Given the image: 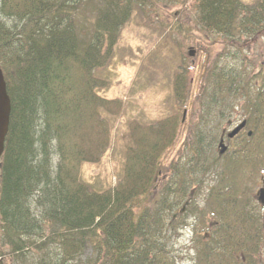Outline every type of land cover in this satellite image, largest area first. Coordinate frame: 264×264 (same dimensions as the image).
I'll return each mask as SVG.
<instances>
[{"label":"trees","instance_id":"16d2710c","mask_svg":"<svg viewBox=\"0 0 264 264\" xmlns=\"http://www.w3.org/2000/svg\"><path fill=\"white\" fill-rule=\"evenodd\" d=\"M157 1L0 0V67L11 105L0 155L2 264L25 258L28 250L38 253L29 264H176L165 233L185 224L173 213L209 174L214 181L207 208L221 228L230 229L239 217L236 224L244 229L230 232L241 234L235 238L243 241L240 251L256 261L264 245L261 213L223 211L227 192H245L251 202L243 175L251 180L264 173V51L253 65L217 61L202 70L199 115L186 132L178 126L187 68L178 64L171 76L177 108L130 124L115 182L96 188L81 178L84 165L107 155L122 112L119 99L103 95L107 81L96 70L122 41L136 6ZM193 2L202 26L220 36L237 38L264 24V0ZM82 5L87 9L80 22ZM133 37L141 41L139 34ZM235 109L245 129L235 137L234 155L219 156L216 142ZM87 248L96 252L94 259H81ZM198 254L200 264H222L217 259L225 256L208 243Z\"/></svg>","mask_w":264,"mask_h":264},{"label":"rangeland","instance_id":"374dc122","mask_svg":"<svg viewBox=\"0 0 264 264\" xmlns=\"http://www.w3.org/2000/svg\"><path fill=\"white\" fill-rule=\"evenodd\" d=\"M86 9V5L79 7L77 17L80 22L81 13H85ZM135 33L139 34L141 41L134 39ZM121 37L122 41L115 46L108 63L96 70V74L107 81V86L102 88L103 95L119 99L122 104V112L112 130L107 155L98 164L84 165L81 168V178L96 188H102L108 182H115L129 141V126L133 121L146 124L154 121L161 113L177 108L172 94L171 76L178 64L182 62L187 68V96L185 106L180 110L183 118L178 126V131L186 132L192 128L199 115L197 92L202 70L217 61L226 65L239 61L244 65L249 63L253 65L261 60L264 51V24L257 32L244 33L237 38L220 36L202 26L193 0L176 2L159 0L156 6L150 4L136 6V14L126 25ZM225 40H230V44L225 43ZM190 49L193 50V55L188 54ZM229 120L231 124L238 123L240 116L235 112ZM223 127L230 130L232 126L226 121ZM235 146L234 140V144L224 154L231 158L234 155L231 151ZM170 157L174 158L173 162L177 161L174 153ZM53 160L55 162L56 157H53ZM166 175L168 172L162 176L164 184L168 179ZM263 178L264 173L253 178L255 181L246 180L243 175L242 182L247 184L249 197L262 186ZM213 181L214 176L209 174L200 184L201 188H191L192 195L193 192L197 193L193 195L192 200H195V206L200 209L205 208L208 203L207 193ZM259 213L263 222L264 211L261 208ZM188 215L183 228L179 227L171 233H165L168 240L167 248L176 264H194L197 257L195 238L193 240L192 234V226H195L192 209ZM5 249H8V246H5ZM37 256L38 253L28 250L25 258L22 255L17 259L11 257L6 259L8 264H29ZM95 256L96 252L87 248L81 259H94ZM101 260L99 258L97 262Z\"/></svg>","mask_w":264,"mask_h":264},{"label":"flooded vegetation","instance_id":"af4514ba","mask_svg":"<svg viewBox=\"0 0 264 264\" xmlns=\"http://www.w3.org/2000/svg\"><path fill=\"white\" fill-rule=\"evenodd\" d=\"M261 82V81H259ZM235 124H231V121L228 120V125L232 126L233 128ZM244 129H242L239 133L243 132ZM227 132L226 128L222 129L221 135L224 137V142L227 145L226 151H228L229 147H231L234 144L235 137L228 138L225 134ZM197 193L193 192V195ZM208 194V193H207ZM228 196L226 198V204L227 207L224 208V211L226 214L232 213H243L245 210L248 211H259V208L264 211V204H261L257 200L256 192L251 197V202L249 200L247 201V197L244 192H227ZM192 191L189 192L187 195L186 200H184L181 208H178L173 213V217L176 221H180L181 219L185 220L189 217L188 212L195 207V200H192ZM210 201H208L209 203ZM247 204H250L247 206ZM209 209H211L210 206H208ZM207 208V205L205 208L197 210H192V215L195 219V226H192V234H193V240L195 238V251H197V256L199 259H204L201 257L198 252L202 251L205 253L206 249V243L209 244L210 248L212 250H216V252L219 250L223 251L224 257L217 259L219 263L222 264H264V246L262 249L258 250V253L254 255V258L256 261L252 260H246V258L243 256L242 252L240 251V248L243 245V241L240 239V241H236V235H239L241 237V234L238 232H230L234 230H240L242 231L244 229V224H236V220L239 219V217L235 219V221L232 224L227 225L230 227V229L227 228H221L223 225L220 223L219 219L214 218L211 215V210ZM261 212V211H260ZM187 214V215H186ZM221 215V214H220ZM222 218H226L224 215H221ZM220 218V217H219ZM177 222V224H178ZM226 229V230H225ZM261 235L262 240L264 242V219L261 224ZM227 240V241H226ZM231 240V241H230ZM224 241L227 246L224 248L221 247L220 242ZM206 242V243H205ZM224 246V245H223ZM197 260V259H196ZM212 263V262H211ZM195 264H200L195 261Z\"/></svg>","mask_w":264,"mask_h":264},{"label":"water","instance_id":"95a60500","mask_svg":"<svg viewBox=\"0 0 264 264\" xmlns=\"http://www.w3.org/2000/svg\"><path fill=\"white\" fill-rule=\"evenodd\" d=\"M193 50H189V54L193 55ZM10 98L6 89V82L4 79L3 71L0 67V155L4 149V141L8 131L9 116H10ZM245 125V120L241 121L237 126H235L230 132L227 133L228 137L235 135L240 129ZM248 135L251 131L247 132ZM226 150V145L223 143V138L219 141V154H222ZM264 184V180H263ZM257 199L259 202L264 204V186L260 187L257 192Z\"/></svg>","mask_w":264,"mask_h":264},{"label":"bare ground","instance_id":"6f19581e","mask_svg":"<svg viewBox=\"0 0 264 264\" xmlns=\"http://www.w3.org/2000/svg\"><path fill=\"white\" fill-rule=\"evenodd\" d=\"M10 117V116H9Z\"/></svg>","mask_w":264,"mask_h":264}]
</instances>
